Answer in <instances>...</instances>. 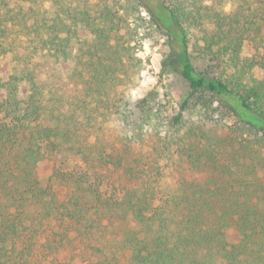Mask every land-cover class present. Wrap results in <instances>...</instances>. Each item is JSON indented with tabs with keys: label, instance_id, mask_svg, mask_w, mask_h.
Masks as SVG:
<instances>
[{
	"label": "trees",
	"instance_id": "trees-1",
	"mask_svg": "<svg viewBox=\"0 0 264 264\" xmlns=\"http://www.w3.org/2000/svg\"><path fill=\"white\" fill-rule=\"evenodd\" d=\"M4 61L0 264H264V0H0Z\"/></svg>",
	"mask_w": 264,
	"mask_h": 264
},
{
	"label": "rangeland",
	"instance_id": "rangeland-1",
	"mask_svg": "<svg viewBox=\"0 0 264 264\" xmlns=\"http://www.w3.org/2000/svg\"><path fill=\"white\" fill-rule=\"evenodd\" d=\"M230 8V5L226 6V9ZM85 37V34L81 35L82 39ZM142 43L143 47L139 51V56L143 60V66L136 76L135 87L132 90L133 100L137 101L153 93L158 94L159 100L166 105V108H176L185 97L188 84L180 76L164 73L161 69V64L169 52L165 35L159 31L151 30ZM74 54L61 66L62 73H68L73 67ZM22 71V66L16 67L8 61H4L0 65V73L4 76L12 72L21 74ZM41 168L44 175H49L50 163H44ZM228 233L231 242L238 241V233L234 229H229Z\"/></svg>",
	"mask_w": 264,
	"mask_h": 264
}]
</instances>
